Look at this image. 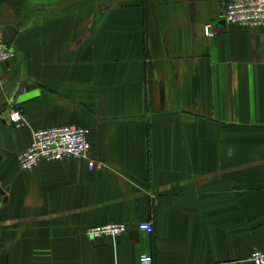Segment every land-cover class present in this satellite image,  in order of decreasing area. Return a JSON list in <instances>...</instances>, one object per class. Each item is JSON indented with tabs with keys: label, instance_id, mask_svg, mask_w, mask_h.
<instances>
[{
	"label": "crops",
	"instance_id": "obj_1",
	"mask_svg": "<svg viewBox=\"0 0 264 264\" xmlns=\"http://www.w3.org/2000/svg\"><path fill=\"white\" fill-rule=\"evenodd\" d=\"M229 1L0 0L2 35L16 30L0 65V264H252L264 252V34L219 25ZM64 126L88 130L101 167L20 170L31 132ZM107 224L126 231L85 236Z\"/></svg>",
	"mask_w": 264,
	"mask_h": 264
},
{
	"label": "built area",
	"instance_id": "obj_2",
	"mask_svg": "<svg viewBox=\"0 0 264 264\" xmlns=\"http://www.w3.org/2000/svg\"><path fill=\"white\" fill-rule=\"evenodd\" d=\"M222 20L226 24H236L250 29H261L264 34V0H230L222 13ZM205 37L213 35L211 25L204 26ZM15 57L13 50L5 48L3 35L0 31V65ZM11 127L19 129L25 126V119L18 109H11L7 115ZM88 130L75 127H51L47 129L33 130L31 142L28 148L18 155V165L22 171H31L41 161H59L64 158L87 160L90 170L101 167V163L89 160L90 143L87 139ZM139 230L152 233L153 225L150 221L140 223ZM126 231L124 224H107L100 227L89 228L85 236L90 240L102 237L117 238ZM252 264H264V252L252 251L248 257ZM139 264H153L152 257L141 254L138 257ZM212 264H236V263H212Z\"/></svg>",
	"mask_w": 264,
	"mask_h": 264
},
{
	"label": "water",
	"instance_id": "obj_3",
	"mask_svg": "<svg viewBox=\"0 0 264 264\" xmlns=\"http://www.w3.org/2000/svg\"><path fill=\"white\" fill-rule=\"evenodd\" d=\"M225 24V22L222 20L220 21L219 25L223 26ZM16 34V30L13 27L7 26L3 29V43L5 45V48H9V45L14 37V35ZM7 153L0 150V161L2 160V158L6 157ZM4 191H2L0 189V197H3V201L2 203H5L6 199L4 198Z\"/></svg>",
	"mask_w": 264,
	"mask_h": 264
}]
</instances>
